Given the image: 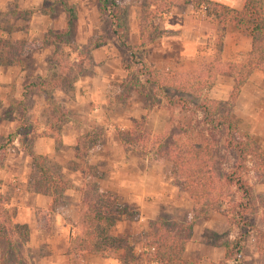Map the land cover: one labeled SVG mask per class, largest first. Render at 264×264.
Segmentation results:
<instances>
[{
	"label": "trees",
	"instance_id": "obj_1",
	"mask_svg": "<svg viewBox=\"0 0 264 264\" xmlns=\"http://www.w3.org/2000/svg\"><path fill=\"white\" fill-rule=\"evenodd\" d=\"M205 4L211 6L217 38L214 54L208 62L174 69H155L139 58L136 61L140 65L137 71L143 77V82H140L139 75L128 74L117 84L120 90L116 99L121 104L128 100L132 92L146 98L148 93L142 89L143 85H151L153 93L161 96L165 102L167 117L163 130L156 133L147 128L148 113L157 103L146 102L145 113L131 119L126 128L115 126V133L123 151H132L151 162L169 163L172 183L186 193L191 201L192 218L205 216L208 210H212L225 216L228 227L235 226L238 229L232 240L219 243L223 256L215 264H227L228 261L243 264L240 257L247 235L254 239L256 251L264 255V229L250 226L248 215L253 209L250 189L237 169H221L214 132L226 133L223 145L233 151L236 160L242 162L250 156L260 158L264 163V150L246 133H241L239 137L229 134L237 128V119L229 109L241 86L254 70L264 75V0H244L240 9L209 0H138L139 42L136 47L142 51L165 35V31L151 23L160 14L172 7L195 10ZM67 10L72 12V9ZM98 10L109 21L111 34L125 48H134L127 42L124 8L114 0H100ZM25 13L29 16L28 12ZM226 23L246 32L249 37V51L241 63L221 60V38ZM29 48L25 41L0 36V66H23ZM59 58L54 59L52 65L59 67V71L52 73V79L41 77L35 83H29L25 89L41 91L47 101L52 103V91L63 92L64 86H71L74 76L69 75V71H75V74L82 71L81 57H77V63H67ZM221 74L230 77L232 82L226 99L215 100L209 97L208 92ZM57 110L59 122L68 119V111L63 106L60 105ZM29 127L25 122L19 123L8 139H16L29 157L31 192L49 197L47 208L35 209L33 213L35 228L48 231L50 212L56 210L62 202L61 192L70 188L71 184L62 174L53 173L46 156L33 152L26 143L25 131ZM57 132V127H54L39 134L52 137L57 144ZM95 142L96 137L86 132L76 139L74 145L76 161L72 166L84 175V180L78 189L79 201L73 225L75 233L68 241L66 258L84 254L109 257L118 253L117 264H200L198 258L185 255V245L191 236L190 223L177 220L169 222L161 218L150 221L146 230L138 234L139 252L135 251L129 239L111 234V228L117 221L133 220L135 212L122 202L117 193L99 187L96 181L98 176L94 175V168L86 159L88 148ZM230 187L234 188L237 195L234 199L229 198ZM15 214L8 197L0 195V239L7 243H24L29 228L26 224L14 222ZM0 264L16 263L2 259Z\"/></svg>",
	"mask_w": 264,
	"mask_h": 264
},
{
	"label": "rangeland",
	"instance_id": "obj_2",
	"mask_svg": "<svg viewBox=\"0 0 264 264\" xmlns=\"http://www.w3.org/2000/svg\"><path fill=\"white\" fill-rule=\"evenodd\" d=\"M99 2L100 0H0V36L25 41L30 47L28 49L29 51L25 53L26 59L22 63L23 66H15L17 70L16 72L14 71V74H10V77L13 78L10 79L7 87L0 88V168L4 164V161H6L7 167L5 170H8L9 176L4 178L5 181L3 178H0V184H3L4 187V192H0V195L6 196L8 199L12 196V193L8 192L9 189L11 190V188H15L18 185H25L27 189L31 186L29 182V157L24 161L23 153L26 154V152L21 148L16 139L9 141V134L15 130L19 123L25 122L27 126H30L28 128L29 130L25 131V141L31 146L32 139L36 135H40L39 133L54 127H57L59 130L61 125L64 124L62 122L65 120L59 122L57 109L60 105L66 109V103L73 97L74 83L79 78L86 79L95 73H101L103 75L112 74L111 80L103 84L105 86L103 99L110 103H119L116 95H119L120 89L117 84L121 79L128 74H137L139 75L140 82H143V77L137 71L140 68V65L136 64L139 58L155 69H174L184 65L208 62L214 54L217 38L214 30V18L212 17L211 6L209 4H205V11H201V5L195 8V10L192 9L191 20L193 22L191 20L190 22L194 27H198L199 29H192L193 26H190V29L186 30L188 34L191 31L193 32V30L200 32L206 31L205 33L207 34L210 32L208 29H212L211 33L213 34V38L211 42H208L209 47H207L208 43L205 41L204 48H206L203 50L205 53L180 59L177 55L179 48L166 50L167 45L171 47L173 44L165 41H155L156 44L154 42L151 44L163 49V51L159 52L151 48L147 51H141L136 47L138 0H114V2L124 8V22L128 29L127 42L134 47L129 49L125 48L111 34L109 21L98 10ZM67 9H72V12ZM25 11L29 13V16L26 15ZM70 16L72 18H69ZM159 18L157 16L151 23L154 26L157 25L156 23ZM196 22H201L202 25L196 24ZM29 29L31 30L30 36H28ZM57 36L60 37L57 38ZM222 40L223 33L221 46ZM208 48H210L211 52H208ZM55 50H57L58 54L56 56ZM78 56L81 57L80 64L82 65V71L77 74H75V71H69V75L74 76L71 86L66 84L67 86H64L63 92L57 90L52 91V103L47 101L41 91L37 89L31 91L25 89L29 83H35L41 77L52 79V73L59 71V67H52L54 65V59H57V57H60L59 59L61 61H67V63H77ZM153 62L159 67L153 66ZM73 67L75 69V66ZM228 81L230 80L226 75L217 78L209 89V97L215 99V96H210L212 95L210 90L214 93L216 92L214 88H218L217 91H219L223 89L224 85H227ZM142 89L148 93L146 98L141 96L137 97L132 92V95L125 101V104L132 106L133 103H141L142 101L145 103H157L159 111L156 112V109L153 110L155 114L153 116L149 115L146 125L153 132L159 133L163 130L164 121L167 117V111L164 109L165 102L161 96L153 93L151 85L145 84ZM92 100H94L92 108L99 105L100 98L98 96ZM81 107L86 109L87 104H82ZM31 108L35 112L42 108L41 115L36 116L34 112H31ZM229 110L234 114L232 107ZM173 113L175 114L176 112L173 111ZM234 116L237 119V128L231 130L229 134L239 137L241 133H246L262 149L248 131V119L238 118L235 114ZM87 118H90V116ZM75 121L84 126L83 128L86 130L83 133H91L95 137L99 134V129H102L100 126H93L91 120H86L81 117H76ZM38 124H44L46 126L45 129L38 132L36 130ZM92 127L95 128L93 129ZM224 135L226 133L222 131L214 132V140L217 141L216 152L218 162L223 171L237 169L238 174H240L243 181L248 185L253 203L252 212L248 215L249 224L253 228L264 229V163L260 158L250 156H247L242 162L236 160L233 151L225 148L223 145ZM20 151L23 153H20ZM162 162L166 163L169 175V163L167 161ZM47 163L53 173H60L57 164L50 160H47ZM239 165H242V167L240 168ZM93 173L99 177V173L95 169H93ZM11 176H23L26 179V183L23 184L18 179L12 181L10 180ZM7 188L9 189L5 190ZM178 192L180 218L184 219L187 216L186 205L189 197L180 190ZM228 192L230 193V199L237 197L233 187L228 188ZM159 218L169 222L177 220L172 217ZM137 219L138 217L135 213L134 219L128 221H136ZM203 219L210 220L215 225L214 228L203 230L205 228L202 224ZM219 221H222L224 224L221 230L217 228L220 223ZM186 223H190L191 226L190 240L185 245V251L187 248L185 255L188 258H198L201 260L200 257L206 252L207 248V246L206 248L202 246L204 244L201 243L202 241L206 240L207 244L217 245L223 240H228L227 237L230 238L229 240H232L238 233V229L235 226L228 227L223 214L212 210H208L205 216L192 218L190 207V219ZM194 223L196 225L195 234L192 233ZM139 232L136 231L129 239L134 248L139 246L137 241ZM124 238L126 237L124 236ZM23 244L17 242L7 243L3 239H0V260L7 259L14 261L16 264H26L23 256ZM254 250H256L254 247V239L252 236L247 235L240 257L243 264H264V255ZM135 251L139 252L136 249ZM227 264L231 263L227 262Z\"/></svg>",
	"mask_w": 264,
	"mask_h": 264
},
{
	"label": "crops",
	"instance_id": "obj_3",
	"mask_svg": "<svg viewBox=\"0 0 264 264\" xmlns=\"http://www.w3.org/2000/svg\"><path fill=\"white\" fill-rule=\"evenodd\" d=\"M213 1L234 9H240L244 2V0ZM192 11L190 8L172 7L167 12L159 15L160 18L157 20V25H155L158 29L165 31V35L155 41H165L173 44L171 47L167 45L166 50L179 48L177 55L180 59L193 57L198 54L202 55L205 53L203 50L206 48H204V42H211L213 38L212 29L208 28L210 32L207 34L205 33L206 31L200 32L197 30L187 33L186 30L193 26L190 22ZM196 24L202 25L201 22H196ZM192 29L199 28L193 26ZM30 33L31 30L29 29L28 36H30ZM12 35L14 36L13 32ZM136 37V43H138V35ZM155 41L154 44H156ZM207 47H209V43ZM150 48L158 52L163 51L161 47L158 48L154 45L144 50L147 51ZM248 51L249 37L247 33L235 29L230 23H226L220 50L221 60L241 62ZM208 52H211L210 48H208ZM153 66L159 67L154 62ZM16 70L15 66H0V88L7 87L10 79L13 78L10 77V74H14ZM111 76L112 74L95 73L86 79L79 78L74 83L73 97L66 103L69 117L62 122L64 124L61 125L57 132V144L52 137L42 135H36L31 141L32 151L46 156L47 160L57 164L60 174L68 179L71 184L70 188L61 192L62 202L55 211L50 212L49 230L45 232L35 228L33 215L35 209L47 208L49 203L48 196L33 193L30 189L31 186L27 189L25 185H18L15 188H11V190L9 188L5 189H9L8 192L12 193L9 205L16 210L14 222L26 224L29 228L28 238L22 245L26 264H77L84 262L87 264H117L118 253H114L109 257L84 254L67 259L65 256L68 241L75 233L73 225L76 220L79 201L78 189L84 180V175L78 170H74L72 166L76 161L74 155L76 139L86 130L83 128L84 126L75 121L76 117L91 120L93 126L102 128H98L100 132L96 136L97 140L94 145L88 148L86 158L88 164L99 173V177L96 179L99 187L102 190L117 193L122 202L130 210L134 211L138 217L136 221L131 222L125 219L117 221L111 228L110 232L112 235L125 236L130 239L131 235L135 234L136 231L145 230L149 221L159 217H172L184 223L190 219V199L186 205V218H180L178 188L172 183L171 177L168 175L166 163L162 161L151 162L132 151L122 150L115 133V126L120 129L128 127L131 119L138 118L145 113V102H135L132 106H128L125 103H110L103 99L105 94V86L103 84L111 80ZM220 76L224 75H218L216 80ZM228 78L230 81L227 82L226 86L224 85L223 89L219 90L221 92L217 91L218 88H214L217 94L210 90L212 93L210 96H215V99H226L232 82V79ZM96 95L100 98V103L92 108V103H94L92 99L97 97ZM136 96L139 97L141 95ZM82 104H87V108L81 107ZM154 109H156V112L159 111L157 106L152 107L148 117L155 114ZM232 109L238 118L248 119V131L264 150V81L263 74L260 71L254 70L247 77L238 92ZM30 110L36 116H40L42 108L37 112L32 108ZM89 116L90 118H87ZM161 123L163 124V122ZM45 127L44 124H38L36 130L40 132ZM92 128L94 129L95 127ZM12 144L15 146L14 143ZM20 153L23 152L20 151ZM23 154L25 161L28 156L25 153ZM6 167V161H4L0 168V178H7L8 170H5ZM17 179L23 184L26 183V179L23 176H11L10 178L12 181ZM0 186V192H4L3 184H0ZM219 222L217 228L221 230L224 224L222 221ZM202 224L205 226L203 230L212 229L215 226L210 220L205 219L202 220ZM195 226L194 223L192 233L195 232ZM227 238L228 240L230 239L229 237ZM201 243H204L202 246L204 248L207 246V248L206 252L200 257V264H215L222 258L223 249L219 246V243L210 245L207 244L206 240ZM135 249L140 251L139 246ZM254 251L257 252L256 250ZM228 263H231V261H228Z\"/></svg>",
	"mask_w": 264,
	"mask_h": 264
},
{
	"label": "built area",
	"instance_id": "obj_4",
	"mask_svg": "<svg viewBox=\"0 0 264 264\" xmlns=\"http://www.w3.org/2000/svg\"><path fill=\"white\" fill-rule=\"evenodd\" d=\"M200 7H201V11H205V9H206L205 5H201Z\"/></svg>",
	"mask_w": 264,
	"mask_h": 264
}]
</instances>
